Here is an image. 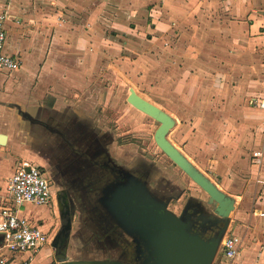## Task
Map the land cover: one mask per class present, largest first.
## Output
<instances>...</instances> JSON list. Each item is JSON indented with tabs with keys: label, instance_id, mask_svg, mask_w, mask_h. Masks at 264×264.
<instances>
[{
	"label": "rangeland",
	"instance_id": "obj_1",
	"mask_svg": "<svg viewBox=\"0 0 264 264\" xmlns=\"http://www.w3.org/2000/svg\"><path fill=\"white\" fill-rule=\"evenodd\" d=\"M62 1L65 5L54 7L48 0H0V14L10 5L19 12L37 15L28 17L31 20H20L31 26L34 42L39 44L36 70H43L59 81L55 95L47 91L31 103L55 105L53 117L87 122L98 131L108 133L113 140L109 149L115 155L125 151L139 153L160 169L169 173L172 170L173 179L182 181L178 188H184L182 197L169 205L174 213L179 212L190 194L199 195L204 211H210L212 204L206 203L207 194L184 174L181 178L174 176L178 168L154 142L158 122L127 102L129 87H133L175 119L168 139L218 188L235 198L225 236L236 232L240 222L237 214L257 209L251 203L261 200L263 195L260 185L249 183V155L259 145L256 134L262 132L250 98L255 92H264V22L255 30L247 29V25L253 23L254 14L264 19V10L253 11L244 8L241 0H232V11L227 9L226 0H218L221 2L219 14L231 16L227 23L231 22L234 29L212 30V24L216 27L218 23L223 29L225 22L218 15V19L212 20L217 16L208 6L202 18L192 16L191 22L197 27L190 22L172 25L170 30L162 0ZM58 8L61 17L64 12V18L60 20L62 27L55 31L50 14ZM149 10L152 15L148 17ZM16 19L13 21L19 22ZM147 20L152 25L148 26ZM140 21L143 24L135 28ZM58 34L60 43L53 42V36ZM16 56L20 68L23 59L20 53ZM219 72L222 75L218 80ZM6 75L0 73V78ZM45 84L49 90L55 81L47 79ZM18 113L15 109V115ZM34 113L38 115L39 110ZM22 118L16 116L21 120L20 125L11 128L12 138L5 149L13 163L18 157L15 150L23 143L27 158L19 160L38 165V126L29 125ZM3 123L6 120L0 118V127ZM3 164L7 166L8 159ZM51 202L50 207L23 204L19 211L36 224H43L49 238L44 248L52 256L50 263L57 264L51 241L60 221ZM82 217V212L77 213L72 223L66 248L69 259L87 257L89 252ZM2 252L9 258L7 264L13 255L21 254L9 253L6 249ZM218 255L219 251L215 260ZM31 258L26 255L22 263Z\"/></svg>",
	"mask_w": 264,
	"mask_h": 264
},
{
	"label": "flooded vegetation",
	"instance_id": "obj_2",
	"mask_svg": "<svg viewBox=\"0 0 264 264\" xmlns=\"http://www.w3.org/2000/svg\"><path fill=\"white\" fill-rule=\"evenodd\" d=\"M18 109L25 122L38 126L36 152L40 160L37 166L49 180L53 193L52 203L60 221L55 234L66 219L71 221L72 228L77 213L82 212L83 234L89 247L87 257L146 264L145 257L151 247L146 246L133 226L131 205L139 197L150 195L165 202L169 208L184 193V188H178L182 181L173 179L172 170L169 173L160 169L139 153L113 154L109 149L112 136L87 122L71 121L65 116L53 117L51 121L44 110L37 115ZM172 163L179 170H174V176H187ZM198 196H186L177 215L205 239L210 240L221 233V243L227 233L229 218L218 216L212 205L208 208L210 211L205 212L200 202L202 198ZM68 240L63 244L57 241L55 257L66 256Z\"/></svg>",
	"mask_w": 264,
	"mask_h": 264
},
{
	"label": "crops",
	"instance_id": "obj_3",
	"mask_svg": "<svg viewBox=\"0 0 264 264\" xmlns=\"http://www.w3.org/2000/svg\"><path fill=\"white\" fill-rule=\"evenodd\" d=\"M48 1L54 7L55 5L58 7L62 3L63 5H65L64 1L62 0H48ZM241 1L243 3L244 8L246 7L250 10L253 9V11L256 10L257 12L259 10H264V0H241ZM162 4H163L162 8L165 12V15L168 16V19L166 21L167 22L166 26L167 28H171L170 30H172V25L175 24H177L178 26L183 23L184 25L187 23L190 24L193 15H197L199 18H202L204 13V8H207L208 6L211 7L209 10L211 11V13H213V15L215 16L218 15L219 17L221 16L219 14V8H218L219 4L221 5V2H218V0H162ZM239 4L240 3H237L235 5L238 6ZM226 5L228 6L227 9L231 8V10L233 11V8L231 7L233 5L232 0H226ZM239 7L241 6L239 5ZM152 9L153 8H151L150 10ZM4 10L5 13L7 14V18L5 20V27L7 31L5 51L15 56L18 53H20L21 59H23V63L21 64L20 68L16 70L0 71V73H5L8 75V76L6 75L3 78H0V118L6 120V123H3L2 127H0V132L7 134L6 143L4 145H0V157L4 158L3 160L0 158V199H3L7 196L6 193L7 180L11 176L15 168L19 165V163L22 162L19 159L23 157L27 158L26 156L27 149L25 150L26 147L23 143H21V145L19 146L20 148L18 147V149L15 150L18 157H16V159H13L14 160L13 163L12 161L9 160L11 159L10 153L5 149V146L9 143V141L12 138L10 131L11 128L15 127L16 125L19 127L20 125L19 121L21 120L16 119V116L20 117V114L18 113V115H15V109L18 110L19 112L18 108H20L21 110L32 112L33 114L35 110H39V111L44 110L47 114H49L48 116L49 118L51 117L50 120L52 121L53 110H55V105L53 106L50 105L49 103H41L39 105L37 103H31V101L36 98L38 99L39 98L37 97L38 95H41L43 97L47 91H50L51 95H55L54 93L58 92V90L55 87L59 84V81H57L53 76L45 74L43 70L41 72H37L35 67V60H36V56L40 53L38 47L39 44L36 41L34 42L35 35L33 34L34 31L30 29L31 26L28 24L24 25L23 23L20 22V20L23 21V18L25 21L31 20L28 17L31 16L34 18L37 15L24 12V10L19 12L16 9H11L10 5H7V8H5ZM150 10L148 13V17L152 15L150 13ZM55 11L54 13L50 14V23L53 25V29L55 31H58L59 28L62 27L60 20L64 18V12H62L63 17H61L60 9L59 8L55 9ZM254 15H255L253 19L254 21L250 26L247 25V29L252 28V30H255L257 29V27L260 25L261 22H264V19L258 17L257 14ZM129 16L130 15H128L127 17ZM218 16L217 18H212V16L207 15V17L212 18V20L218 19ZM222 16L224 18V20L222 21L225 22L222 24L223 29L217 23L216 27L214 26V24H212L213 25L212 30L230 31L234 29V26L231 24V22L227 23L230 20L231 16L224 14ZM13 19L19 20V22L13 21ZM140 22L141 23H136L134 27L137 28L138 24H143L142 21ZM121 24L126 28L130 27L127 26L125 23H121ZM147 25L148 26L152 25V23L149 24L147 20ZM193 25L197 27L196 24H193V22H191V26ZM52 41L60 43L61 40L59 38V34L54 35ZM221 75L222 74L220 72L216 74L218 80L221 77ZM47 79H52L55 81V84H53L49 90H47V87L45 86L47 85L45 84V80ZM33 82L35 83L34 86H33ZM31 86H33L34 89L32 92L30 91ZM43 87L45 88V90H43L44 89ZM256 93L257 92L253 93V95ZM55 101L58 100L56 99ZM18 104L20 106L16 107L15 105ZM253 108L256 111V117L258 118L259 120L258 122L260 124L262 112L255 106H253ZM256 139L259 140L258 143L259 145H256V147H254L252 151L258 148L261 149L262 159L259 164L252 162L253 161L251 157L252 151L250 152L249 157H250L251 168L249 171L250 174L249 183H251L252 185L254 184L258 186L260 185L263 192V195L261 196L262 199L261 200L258 199L256 202H253V204L251 203L253 207L258 206L256 207L257 209L254 208L251 209L249 212H243V213L240 212L237 214L236 218L239 219L240 222H238V225L235 228L236 231L235 233L241 236L242 239V247L239 254L234 259L227 260L224 259L221 253H219L218 258L215 260L214 264H264V215L258 214L259 211H264V132L262 131L261 133L260 132L257 133ZM6 159H8L7 166L3 164V162H6ZM6 167L8 168V171L6 170L7 169ZM2 187H4V189ZM250 192L253 193V191ZM27 205H32V204H27ZM45 206L50 207V205H45ZM27 217L30 218V220L32 221L31 217L29 216ZM39 225L42 227L43 224L39 222ZM44 246L40 248L36 253H34L32 258L28 262L22 263L24 257H26L27 254L26 255L17 254V256L13 255V258L11 259V261H9L8 264H51L52 256H50V253L45 250Z\"/></svg>",
	"mask_w": 264,
	"mask_h": 264
},
{
	"label": "water",
	"instance_id": "obj_4",
	"mask_svg": "<svg viewBox=\"0 0 264 264\" xmlns=\"http://www.w3.org/2000/svg\"><path fill=\"white\" fill-rule=\"evenodd\" d=\"M128 103L152 117L158 122L153 139L160 150L166 154L199 188L208 195V203L213 205L214 212L224 219L235 207V198L222 191L207 175L194 165L167 137L175 119L165 110L139 95L129 87L126 97ZM7 134L0 132V145L6 143ZM28 168V167H27ZM62 208L59 215L62 218ZM133 226L146 246L151 247L146 264H212L220 248L219 236L210 240L193 232L188 223L171 211L165 202L156 197L144 195L131 205ZM71 230V221L66 219L60 230L53 236L51 246L57 248L66 242ZM57 264H129L116 260L100 258L69 259L67 256L56 257Z\"/></svg>",
	"mask_w": 264,
	"mask_h": 264
},
{
	"label": "built area",
	"instance_id": "obj_5",
	"mask_svg": "<svg viewBox=\"0 0 264 264\" xmlns=\"http://www.w3.org/2000/svg\"><path fill=\"white\" fill-rule=\"evenodd\" d=\"M6 18L5 13L0 14V71H13L18 69L20 63L15 55L5 51ZM250 103L262 112L261 130L264 132V92L254 94ZM251 157L252 162L259 164L262 150H253ZM6 193L7 196L0 199V264H7L9 260L2 249L12 254L21 253L32 257L49 242L47 230L33 223L19 211V207L23 204L48 205L53 198L47 177L36 164L27 161L20 162L8 178ZM258 214L264 215V211H259ZM241 247V236L231 232L224 236L219 253L224 259L231 260L239 254Z\"/></svg>",
	"mask_w": 264,
	"mask_h": 264
}]
</instances>
